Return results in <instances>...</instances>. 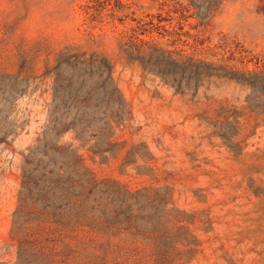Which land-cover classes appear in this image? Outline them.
I'll return each instance as SVG.
<instances>
[{
    "label": "rangeland",
    "instance_id": "374dc122",
    "mask_svg": "<svg viewBox=\"0 0 264 264\" xmlns=\"http://www.w3.org/2000/svg\"><path fill=\"white\" fill-rule=\"evenodd\" d=\"M154 46L167 63L223 66L185 89L171 66L164 80ZM76 54L109 59L113 79L88 71L76 96ZM246 69L264 70V0H0V264H264V105H251ZM65 105H103L81 118L106 127L86 146L103 152H81L137 196L94 226L17 229L25 156L60 137L48 126L73 120Z\"/></svg>",
    "mask_w": 264,
    "mask_h": 264
},
{
    "label": "trees",
    "instance_id": "16d2710c",
    "mask_svg": "<svg viewBox=\"0 0 264 264\" xmlns=\"http://www.w3.org/2000/svg\"><path fill=\"white\" fill-rule=\"evenodd\" d=\"M145 31L146 29L142 32ZM154 47L151 55L156 58V65L161 68L164 80L168 78L164 70L171 66V80L185 89H199L206 77L219 75L218 70L223 66L211 60L194 58L189 60L173 58L172 62L167 63L162 57L164 50ZM99 63L100 60L96 57L86 58L82 54H76L71 67L73 76L70 78L72 85L78 84L76 96H82L84 92V76L88 71L98 78L104 77V82L107 83L113 79L114 66L109 59L105 58L103 61V69ZM242 80L243 84L251 89L248 94L251 105H264V70H243ZM97 83L100 85L101 82ZM102 87L104 93L112 95L104 84ZM65 106L67 108L65 115L71 116L73 120L63 121L57 126H48L49 132L57 130L62 132L60 137L53 142V137L44 135L30 147L29 153L25 156L23 180L13 218L17 229H22L24 222L29 220L53 222L71 229L94 226L102 222L103 216L108 215L115 199L137 196L127 188H124L125 194L121 195L120 187L111 186L105 180L98 179L96 172L86 163L85 155L81 152V148L86 147L92 138L100 133H106V127H98L89 120L81 121L82 117L95 116L102 110L103 105ZM70 131L74 133L75 139L82 141L80 144L74 145L73 141L61 142L62 137ZM96 145L95 142L86 148L97 154L101 149H95ZM21 242L24 243L25 240ZM19 251L26 252L28 248L21 245ZM47 264L54 263L49 260Z\"/></svg>",
    "mask_w": 264,
    "mask_h": 264
}]
</instances>
